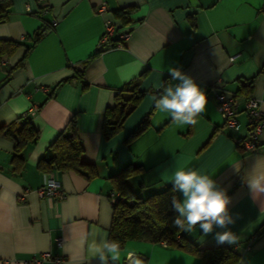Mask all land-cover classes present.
I'll return each instance as SVG.
<instances>
[{"label": "crops", "instance_id": "obj_1", "mask_svg": "<svg viewBox=\"0 0 264 264\" xmlns=\"http://www.w3.org/2000/svg\"><path fill=\"white\" fill-rule=\"evenodd\" d=\"M101 3L103 12L98 11ZM128 5L136 9L121 23L114 10ZM105 19L130 31L122 46L97 49ZM43 22L53 25L26 54L21 45L0 60V124L18 125L19 116L27 113L38 129L36 140L23 148L18 170L11 160L13 141L0 134V264H22L44 251L61 256L59 264H99L88 243L81 247L80 241L88 236L90 243L92 233L108 237V176L129 163L140 166L126 179L141 195L171 183L178 167L210 175L230 198L227 208L235 223L228 229L240 237L232 244L239 263L264 264V193L252 192L248 184L264 176V125L254 149L237 141L248 128L245 98L256 97L264 115V0H12L0 37L30 44V35ZM81 67L85 85L76 75ZM170 68L190 75L206 94L205 111L195 126L177 125L154 106L152 98L162 84L178 83L171 80ZM134 78L144 93L119 130L105 138V108L116 90ZM217 89L233 96L238 128L227 126L218 112ZM148 112V125L130 136ZM72 115L81 158L95 164L92 178L71 169L37 167ZM49 173L59 180L63 198L37 193ZM224 230L214 226L204 234L197 225L183 232L197 245L210 246L219 244L215 234ZM128 251L144 255L145 264H201L195 253L161 241L128 239L120 264Z\"/></svg>", "mask_w": 264, "mask_h": 264}, {"label": "trees", "instance_id": "obj_2", "mask_svg": "<svg viewBox=\"0 0 264 264\" xmlns=\"http://www.w3.org/2000/svg\"><path fill=\"white\" fill-rule=\"evenodd\" d=\"M11 2L12 0H0V23L8 19ZM134 9H136L134 5L123 6L114 10V14L120 18L121 23H126L129 21V14ZM52 25L50 22L40 24L30 35V44L13 38L0 37V60L11 55L21 45H25L26 54L29 48ZM21 62L22 59L18 61V64ZM82 71L83 67L77 68L76 75L85 85ZM72 76L64 78V80ZM143 93L144 90L139 88L135 78L125 82L116 90L114 102L106 106L101 123V132L105 138H109L119 130L123 120ZM149 115L150 112L142 117L130 136L136 135L148 125ZM19 118L21 120L15 126L0 124V134L8 136L13 141L11 160L14 170H18L23 164L25 145L34 142L38 137V129L32 124L27 113L20 115ZM82 151L83 146L78 135L76 119L72 115L54 140L44 149L37 161V167L46 172L71 169L86 178H92L96 175L95 164L83 160L81 158ZM139 167L138 164L129 163L108 176L112 191L117 193V198L110 200L111 222L108 227V239L118 241L121 246L128 239L161 241L166 245L181 247L195 253L201 264H240L239 254L233 245L199 246L182 230L174 226L173 220L178 213L173 208L172 197L174 195L177 199L179 197L176 192L171 190L172 183L145 195H141L139 191H133L126 177ZM140 257L144 260V255L140 254ZM121 264H126V261L123 260Z\"/></svg>", "mask_w": 264, "mask_h": 264}, {"label": "clouds", "instance_id": "obj_3", "mask_svg": "<svg viewBox=\"0 0 264 264\" xmlns=\"http://www.w3.org/2000/svg\"><path fill=\"white\" fill-rule=\"evenodd\" d=\"M168 71L171 80L178 83L162 84L159 95L152 98L154 106L170 114L177 125L195 126L197 117L205 111L206 94L190 75L179 68H170ZM236 170L239 169L236 167ZM170 182L171 190L182 194V200L175 195L172 197L173 208L178 213L173 220L175 227L191 232L198 225L204 234H208L217 226L225 229L215 234L217 243H238L240 237L228 229V225L235 223L227 208L230 198L225 190L217 187L210 175L196 169L178 167ZM248 184L252 192L264 193V176L252 178ZM91 237L90 243L88 236L80 241L81 247L88 243L91 258L98 259L99 264H120L122 252L118 241L108 239L107 233H92ZM123 259L126 264H144V260L135 251H128Z\"/></svg>", "mask_w": 264, "mask_h": 264}, {"label": "built area", "instance_id": "obj_4", "mask_svg": "<svg viewBox=\"0 0 264 264\" xmlns=\"http://www.w3.org/2000/svg\"><path fill=\"white\" fill-rule=\"evenodd\" d=\"M45 1V0H38ZM26 9L31 10L28 3H26ZM47 6L44 5L42 10L45 11ZM106 9L104 3L98 6V11L103 12ZM53 23L55 20L52 21ZM130 35L129 30L121 29L118 25L109 20H104L103 31L98 38L96 47L98 50H102L106 47H120L123 45L124 40ZM235 55H231L232 60ZM216 100V108L220 113L224 123L227 126L238 128V121L236 118V104L231 94L225 93L221 89H217L214 92ZM244 109L246 111L247 133L244 137L237 139V141L243 146L244 149H254L258 141V135L264 125V115L259 108V100L256 97H247L244 100ZM37 193L40 196L57 197L59 199L64 197L59 180L53 173H49L43 183L37 188ZM110 200L117 198V193L110 192ZM165 243V242H164ZM140 256V254H138ZM43 260H49L51 264H59L62 261V257L58 255H52L48 251L41 252L38 256L21 260L22 264H38ZM145 264V263H144Z\"/></svg>", "mask_w": 264, "mask_h": 264}]
</instances>
